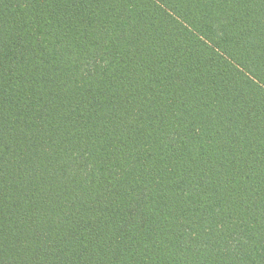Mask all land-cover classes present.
I'll return each instance as SVG.
<instances>
[{"label":"trees","instance_id":"trees-1","mask_svg":"<svg viewBox=\"0 0 264 264\" xmlns=\"http://www.w3.org/2000/svg\"><path fill=\"white\" fill-rule=\"evenodd\" d=\"M0 264H264V0H0Z\"/></svg>","mask_w":264,"mask_h":264}]
</instances>
